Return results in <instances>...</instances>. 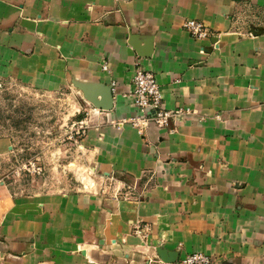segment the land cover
Masks as SVG:
<instances>
[{
	"label": "crops",
	"instance_id": "crops-1",
	"mask_svg": "<svg viewBox=\"0 0 264 264\" xmlns=\"http://www.w3.org/2000/svg\"><path fill=\"white\" fill-rule=\"evenodd\" d=\"M187 19L212 35L195 38ZM136 63L155 74L165 108L198 113L144 134L109 124L137 113ZM74 74L112 86L88 140L96 168L139 179L137 195L12 194L0 179V264H110L143 244L138 220L151 225L147 245L176 262L201 251L264 264V0H0V80L52 88ZM9 150L0 136V157Z\"/></svg>",
	"mask_w": 264,
	"mask_h": 264
},
{
	"label": "rangeland",
	"instance_id": "rangeland-1",
	"mask_svg": "<svg viewBox=\"0 0 264 264\" xmlns=\"http://www.w3.org/2000/svg\"><path fill=\"white\" fill-rule=\"evenodd\" d=\"M246 13L236 14L238 25L249 21ZM75 75L69 83L52 88L0 80V136L10 144L8 155L0 157V179L12 194L86 191L108 197L116 185L122 186L120 180L132 183L119 172L115 181L96 168L88 134L106 121L100 122V110L86 99L82 86L98 85ZM131 117L109 124L116 128L132 125ZM142 241L131 246L127 256L116 257L110 264H134L138 261L135 257L157 264L154 246ZM88 259L94 264L105 263Z\"/></svg>",
	"mask_w": 264,
	"mask_h": 264
},
{
	"label": "built area",
	"instance_id": "built-area-1",
	"mask_svg": "<svg viewBox=\"0 0 264 264\" xmlns=\"http://www.w3.org/2000/svg\"><path fill=\"white\" fill-rule=\"evenodd\" d=\"M184 27L197 39H207L212 35L209 27L202 21L197 19H187L184 21ZM108 70V65L103 66ZM134 89L129 93L137 108V113L130 118L131 124L140 134H144L145 130L151 125L160 128H167L172 121L179 115H194L197 110L191 107L181 106L176 109H167L163 104V96L161 87L152 71L145 69L140 63H136V71L133 77ZM114 84V83H113ZM99 110V109H98ZM217 118H220L217 115ZM155 174L146 172L145 177L147 183L154 181ZM143 178V177H142ZM111 179L116 181L114 175ZM138 180L132 183L116 185L113 189L115 198L129 199L136 196V186ZM127 190V191H126ZM151 225L138 220L134 223V233L143 240H147L151 233ZM161 264H216L213 257L201 251H196L186 255L184 258L175 263H166L160 260Z\"/></svg>",
	"mask_w": 264,
	"mask_h": 264
},
{
	"label": "water",
	"instance_id": "water-1",
	"mask_svg": "<svg viewBox=\"0 0 264 264\" xmlns=\"http://www.w3.org/2000/svg\"><path fill=\"white\" fill-rule=\"evenodd\" d=\"M254 32H259L260 29H253ZM84 96L99 110H111L113 108L114 96L112 86H82ZM98 94L101 96L98 98ZM156 251L160 259L166 263H175L177 261L178 253L171 252L162 247H157Z\"/></svg>",
	"mask_w": 264,
	"mask_h": 264
}]
</instances>
